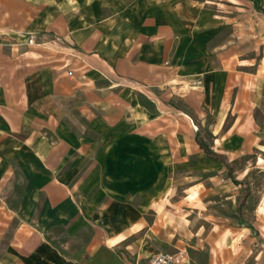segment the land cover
<instances>
[{"label":"crops","instance_id":"1","mask_svg":"<svg viewBox=\"0 0 264 264\" xmlns=\"http://www.w3.org/2000/svg\"><path fill=\"white\" fill-rule=\"evenodd\" d=\"M194 9L184 0H0V264H147L178 251L187 254L183 264H197L192 254L204 253L207 264H222L229 251L239 253L237 264L251 256L264 264V119L257 117L264 32L237 26L212 48ZM171 49L185 73L216 86L206 91L221 119L212 148L240 182H232V198L241 200L242 184L249 185L244 224L217 227L197 200H134L145 196L143 170H132L121 155L124 136L107 150V164L95 162L80 176L69 165L95 147L77 116L94 109L84 89L97 95V77L150 85L167 73ZM68 56L76 61L74 73L65 67ZM218 76L224 86L215 83ZM46 87L56 114L36 106ZM225 114L232 119L224 129ZM99 117L91 113L88 121L110 124ZM248 157L254 162L235 168Z\"/></svg>","mask_w":264,"mask_h":264},{"label":"rangeland","instance_id":"2","mask_svg":"<svg viewBox=\"0 0 264 264\" xmlns=\"http://www.w3.org/2000/svg\"><path fill=\"white\" fill-rule=\"evenodd\" d=\"M184 1L195 8V12L191 14L197 23L204 22V31H210L212 48L217 47L226 36H234V28L237 26L240 31L247 30L249 26V31L263 35L264 16L253 10L251 0ZM199 28L197 25L196 30L200 33L203 29ZM175 52L170 50V57L165 65L167 73L161 74L158 80L150 85L119 80L110 82L104 77H97L94 82L96 89L98 88L97 95L84 89V98L94 102L93 106L90 105L94 109H89L84 114L78 110L77 116L84 123L83 130L87 131L89 137L86 138L88 145L94 144L95 147H90L84 152V156L74 155L69 159V165L78 166L80 176L85 175L87 167L95 162L107 164V150L118 144L119 139L124 136L126 148L121 150V155L125 156L126 163L132 170H143L141 175L145 196L136 195L134 200H197L196 205L202 208V212L208 215L217 227L221 223H227L229 228L238 223L244 224V210H237L239 200L232 198L236 191L232 185L233 180L225 171L226 168L220 162L209 159L195 143L197 125H201L205 131L204 137L211 147L215 149L218 146L214 138L220 131L219 110L216 98L213 99L212 96L208 101L206 93L207 88L213 90L216 86L210 85L208 79L201 75L185 73L183 67L187 66L181 63L178 67L180 61L176 60ZM68 57L65 67L71 70L76 61L73 57ZM175 69L176 72L172 74ZM217 79L220 81L219 85L224 86V77L218 76L215 83ZM42 83L48 86L47 76L42 78ZM70 87L68 86L67 90ZM73 93L67 91L64 94L70 97ZM49 95H53V92L49 93L46 87L36 99V106L39 109L44 108L45 113L56 114L54 98ZM91 113L92 117H109L110 124H96L97 120L90 124L88 118H91ZM257 117L260 121L264 119V98ZM231 119L230 114L224 115V129ZM65 122L68 130L74 132L71 122ZM247 161L253 163L254 158L248 157L237 162L235 168H243ZM100 180L106 181V175L101 173ZM259 180L264 184V174ZM196 224L199 225L200 222ZM192 255L197 264L208 263L207 253ZM225 257V260L221 258L222 264L239 263L234 260L238 259L239 253L229 251ZM254 263L255 259L251 256L242 264Z\"/></svg>","mask_w":264,"mask_h":264},{"label":"trees","instance_id":"3","mask_svg":"<svg viewBox=\"0 0 264 264\" xmlns=\"http://www.w3.org/2000/svg\"><path fill=\"white\" fill-rule=\"evenodd\" d=\"M252 1L255 5L256 10L264 15V7L261 4V0H252ZM204 134H205L204 128L201 125H197V136H198L197 144L199 145L200 149L205 153V155L209 159L216 162H220L226 168L229 178H231L235 184L240 183L236 180L233 174L232 164L228 162L224 156L218 154L213 150L209 142L204 137ZM242 185H243V189L239 195V197H241V200H239L237 204V210L239 212L243 210L246 203V199L250 194L249 185L248 184H242Z\"/></svg>","mask_w":264,"mask_h":264},{"label":"built area","instance_id":"4","mask_svg":"<svg viewBox=\"0 0 264 264\" xmlns=\"http://www.w3.org/2000/svg\"><path fill=\"white\" fill-rule=\"evenodd\" d=\"M35 42V36H31L28 44L32 45ZM187 254L183 251L176 253H160L151 256L147 264H183L186 260Z\"/></svg>","mask_w":264,"mask_h":264}]
</instances>
